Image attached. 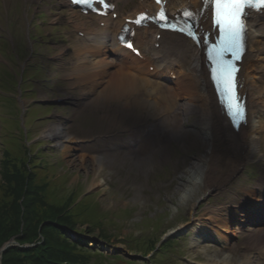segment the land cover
Here are the masks:
<instances>
[{
    "label": "rangeland",
    "instance_id": "rangeland-1",
    "mask_svg": "<svg viewBox=\"0 0 264 264\" xmlns=\"http://www.w3.org/2000/svg\"><path fill=\"white\" fill-rule=\"evenodd\" d=\"M11 15L12 14H9V16ZM17 21L18 22L14 24V29L17 33V38H20L24 30V20H22L20 16H17ZM0 56H3L1 50ZM8 78L12 81H16V76H14L13 73H11ZM28 83L29 81L26 80L25 84ZM10 88L11 86L9 89ZM36 89V95L32 91H26V96L21 97L20 94L17 93V87L14 84V88L12 89L13 94L10 96L18 99L20 103L22 110L20 108V111L18 109L16 110L19 119L26 118V108H34L35 111L32 113L33 115L27 118L30 126L29 129L32 134H37L36 138L41 141L47 139L45 138L43 129L55 122L53 118L47 119L48 117H52V115L48 117L44 116L48 113H52V111H61L65 113L70 106L63 104L50 108L48 103H43L41 106L35 105L36 107L32 106L33 103L44 100L42 98L43 94L47 96L66 95L56 79L50 80V85L45 89H42L37 83ZM7 103L9 105V102ZM6 107L7 106L2 104V100L0 99V113H2ZM5 115L12 118L13 111L8 110ZM93 124L94 122L86 117L83 124L80 122V126L74 127L71 131L84 132L91 130ZM13 130V140L4 138L7 142L13 141L21 145L26 141L27 135L21 124L13 126ZM201 140L203 144L200 143L198 146L197 140L191 135L181 140V146L179 147H181V151L184 152L185 155L179 159L180 163L176 164V166H180L178 169L172 167V162L169 166H167L168 163L164 164L162 162L163 160H169L171 153L167 151L164 152V155L160 159L154 157L152 159L153 161L147 162L146 164H142V158L132 163V161L127 159L114 157L112 160L109 159V162H113V164L102 170L95 168L94 162L89 158L81 161L78 160L76 158V151L71 147H65L64 151L58 150L59 148H57L55 151L56 158L64 164L68 173V176L63 180L67 190L63 192L62 196L67 195L68 192L71 191H74V193H81L79 199L91 195L85 197V199L92 197V199L96 201H101L99 212L105 215V219L110 215L117 220L118 225L116 229L111 232L114 237L109 246L97 240V238L99 239L98 232L88 235V237H90L89 241L90 244H92V249L99 247L105 254L114 251L127 253V245L118 240L129 234L139 236L141 238V246L143 245L145 249L146 239L153 238L158 240L159 237L165 239L166 230L169 229L168 231H172L173 228L182 226L183 224H181V222L186 221V218L191 219L193 215L191 204L196 196L201 195L202 190H199L196 195H191L188 198H186L185 190L190 183L189 179L192 177V172L200 166H203L206 161L204 155L207 153L208 141L203 133ZM49 143L50 142L46 143V141L42 142L44 146L43 149H47L48 147L46 145ZM190 150L194 152L190 153ZM33 154L34 152L30 151L24 154L9 151L11 158H16L26 164L29 161V157ZM55 155L53 157H55ZM226 158L227 156L222 154V160ZM242 158L243 157H241V159ZM50 161H52V159H50ZM105 163H107V161H105ZM142 166H144V168H142ZM42 174L43 173L38 172V176ZM24 175L26 176L27 174L25 173ZM91 178L92 180L89 181ZM71 184L76 185H73L74 187L71 188ZM78 186L80 188H78ZM84 191L86 193L82 195ZM224 191L221 189L219 194L213 195L214 193L211 192L203 196L198 202V207L201 206L198 212L204 213L203 208L209 203L215 206H223L232 197L231 192H227L226 195L222 194ZM10 193L11 192L3 186L0 187V204L8 202L9 198L7 195ZM56 195L58 196L57 193ZM210 196H212L213 199L208 200ZM181 197H184L183 200H181ZM215 203H219L220 205H216ZM44 204L54 208V206L48 204V202ZM58 211H60V209H58ZM122 211H127L128 214L126 215L123 213L124 217L120 219L119 216ZM228 228L232 234H223L221 238L230 236L232 237L230 238L231 242L227 244H224V242L220 246L211 243L204 247L201 242H195L192 239L195 236L189 237L188 234L187 244L185 246L179 244V248H177L173 254L169 255L172 257L169 261L173 264H186L187 262L191 264H240L242 262L254 264L256 262L254 250L259 248V244L264 243V238L254 236L250 240L247 238L233 239L234 233L231 231V224L228 225ZM78 230H82V228L78 227ZM166 239L174 240V237L173 235H169ZM60 243H63V240L60 241ZM245 245L247 246L246 250L244 248ZM131 254H133L132 257L135 256L134 259H140V253L136 255L132 252ZM180 254H183V257H179ZM150 260L154 261L152 258ZM112 264L120 263L117 262Z\"/></svg>",
    "mask_w": 264,
    "mask_h": 264
},
{
    "label": "snow or ice",
    "instance_id": "snow-or-ice-1",
    "mask_svg": "<svg viewBox=\"0 0 264 264\" xmlns=\"http://www.w3.org/2000/svg\"><path fill=\"white\" fill-rule=\"evenodd\" d=\"M100 2L103 3V0ZM156 2L160 3L161 0ZM72 3L91 7L93 0H72ZM202 4L212 9V23L219 30L222 45L212 57L214 64L211 70L212 80L215 82L217 93L221 98L220 103L226 111L230 125L238 130L241 125L246 124L247 119L245 97L239 94V90L243 88L242 80L238 75L240 66L236 63L246 51L247 12L245 10L264 11V0H202ZM184 15L192 18L195 14L186 11ZM144 18L142 15L135 22L140 24ZM159 19L166 20V17L161 13ZM187 34L192 37V30L189 29ZM127 47L136 51L130 43ZM225 52L231 53V59L224 58Z\"/></svg>",
    "mask_w": 264,
    "mask_h": 264
},
{
    "label": "bare ground",
    "instance_id": "bare-ground-1",
    "mask_svg": "<svg viewBox=\"0 0 264 264\" xmlns=\"http://www.w3.org/2000/svg\"><path fill=\"white\" fill-rule=\"evenodd\" d=\"M252 20V19H251ZM249 19V21L251 23H253L254 25L256 23H254L255 21H251ZM254 20V19H253ZM254 51L253 49H251L248 54H247V59H251L252 57H254ZM128 59H129V62L123 60V59H120L118 61V68H117V71L113 74H110L107 79L105 80L101 90L99 91L100 92H103L102 95H105V94H110L111 93V88L113 85L117 84V83H131L132 81L133 82H138V80L132 76V74L129 72V70L131 69V66H133V68L136 67V60L132 57H129L127 56ZM196 69V68H195ZM180 75V73L178 74ZM242 83H243V91L245 93L247 88L249 87L250 85V81L251 79L246 76V75H242ZM143 82V81H142ZM183 86L182 87L185 92H187L191 86V84H187V83H183ZM136 88V86H135ZM251 88H252V85L250 86V91H249V101H250V104H249V113H250V127L247 128V129H243V133H247L250 135L251 137V140L250 142L253 140L254 138V135H255V131H256V128L255 126L257 125V122L256 120H254V107H255V103H254V100L251 96ZM203 102L206 101V104H208L209 102L210 103V106L209 108L208 107H205V110L203 112V129L204 131L207 133V135L209 136V139H210V143L213 144L215 142L214 140V134L216 133V135H221V132H220V127L219 125L222 124L225 132L232 138V140L234 139L233 138V135H230L227 130H226V127H225V124L223 122V119L222 117L220 116L218 110H217V107L215 106V104L213 105L212 102L214 103V99H213V96L210 94V93H206L204 92L200 98ZM205 99V100H204ZM153 105H155V102L153 103ZM241 130V126L239 128ZM212 133L213 136H212ZM236 148H239V149H244V145H241V143L239 141H235V142H232ZM249 144L247 143L245 145V148H247ZM256 146H257V143H256ZM251 148H255V143L252 142L251 143ZM212 152V148L210 149L209 151V155L208 156V161H215V157L210 153ZM246 153V152H245ZM79 159H82V156L81 155H78L77 156ZM94 166H96L97 168H100L101 166H104V164L98 160H95L94 162ZM235 169V165L230 169V172L233 171ZM229 178H226V180H228ZM199 184L202 185L203 187V192H208L210 188H217L219 187V179L217 178V176L215 175V171L213 169H210L209 165H205L203 167H201L195 174V176L193 177V179L190 181L187 189L185 190V195L186 197H190L193 193H195L197 190H198V187H199ZM184 197H181V200H183ZM217 209V208H216ZM227 209V208H225Z\"/></svg>",
    "mask_w": 264,
    "mask_h": 264
},
{
    "label": "trees",
    "instance_id": "trees-1",
    "mask_svg": "<svg viewBox=\"0 0 264 264\" xmlns=\"http://www.w3.org/2000/svg\"><path fill=\"white\" fill-rule=\"evenodd\" d=\"M44 234L46 235V232ZM35 237V230H31L23 233L22 240H32ZM79 240H82V238L79 237ZM74 245L83 251L79 243ZM76 251L78 252V249ZM84 257L86 258V264H95L96 260L92 261V257L96 258L98 256L86 254ZM73 259L74 255L70 254L68 250L46 246L45 243H42L27 250L17 249L11 256L4 258L3 264H61L64 262L72 263Z\"/></svg>",
    "mask_w": 264,
    "mask_h": 264
}]
</instances>
